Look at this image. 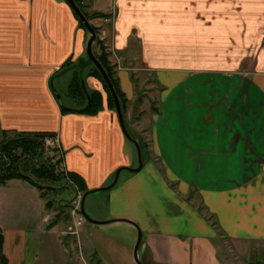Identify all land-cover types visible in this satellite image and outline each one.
<instances>
[{"label":"crops","instance_id":"1","mask_svg":"<svg viewBox=\"0 0 264 264\" xmlns=\"http://www.w3.org/2000/svg\"><path fill=\"white\" fill-rule=\"evenodd\" d=\"M81 1L107 16L93 24L126 99L127 129L147 146L143 169L122 172L102 198L100 220L140 227L143 264H264V0ZM89 38L66 0H0V131L55 133L66 171L92 191L136 168L138 156L91 66L87 89L103 97L96 115L63 113L53 92L78 106L68 97L74 71L61 73L86 58ZM148 77L156 84L146 86ZM37 206L47 227L36 187L12 180L0 188L8 264L38 261L30 252ZM88 224L80 243L106 264L96 248L117 255L114 244ZM123 224V257L136 264L138 232ZM57 228L44 236L60 255Z\"/></svg>","mask_w":264,"mask_h":264},{"label":"trees","instance_id":"2","mask_svg":"<svg viewBox=\"0 0 264 264\" xmlns=\"http://www.w3.org/2000/svg\"><path fill=\"white\" fill-rule=\"evenodd\" d=\"M75 2L89 21L97 16L98 18H107V16L87 12L81 0H75ZM74 15L80 26L88 33L85 26L81 23L75 13ZM92 26L98 34V28L93 24ZM97 47L98 50L95 51V48ZM93 52L112 81L119 96L122 111L125 114L126 99L121 91L116 69L109 61L105 47L99 39L96 40V43L93 46ZM88 65L91 66L88 75L96 78L102 83L108 97L109 107L116 111L113 97L102 75L86 56V58L81 60L78 64L68 62L63 67V72L69 70L74 71V78L68 89V97L78 104L77 107H68L63 103V106H61L63 113L96 115L102 110V94L97 91L90 92L87 89L85 71ZM83 84L86 86V91L83 88ZM87 96H90V102L88 101ZM0 134L3 136L2 141H0V188L6 186L12 180L27 181L40 191L41 197L45 201V208L48 211L54 208V204L56 203L55 197L61 196L64 191L72 190L76 195L88 192L84 180L79 175L69 171L65 172L60 170L61 163L64 162V157L63 159H58L56 155L57 150L54 149L51 151L46 145L47 140L57 138L55 133H17L10 135L7 132L0 131ZM140 145L145 161L147 146L141 141ZM62 206L63 205H61V207ZM63 207L68 206L64 205ZM58 224L59 218L57 217L54 218L46 228L47 230H50ZM3 247L4 235L0 229V264H8V260L3 252Z\"/></svg>","mask_w":264,"mask_h":264},{"label":"rangeland","instance_id":"3","mask_svg":"<svg viewBox=\"0 0 264 264\" xmlns=\"http://www.w3.org/2000/svg\"><path fill=\"white\" fill-rule=\"evenodd\" d=\"M93 20L90 21L91 24H93ZM101 34V30L98 29L97 39L100 40ZM243 36L244 40L249 37V35L247 34H244ZM155 84L156 83L154 79L152 77H148V84L146 86H153ZM2 139L3 136L0 134V141H2ZM48 147L51 151L56 149V155L58 159H63V152L58 143H56V145ZM138 166L139 165L137 164L136 168H138ZM60 170L67 172L63 163H61ZM123 172L126 173V171ZM108 192L109 191H102L91 194L87 197L88 200L86 199L85 202V210L92 220L99 222L111 221L100 220L103 214L105 215L107 210V207L104 205L105 203L102 198L105 197ZM83 195L84 194L82 193L76 195L72 190L64 191L61 196L55 197L56 203L54 204V208L50 211L47 210V212L51 215L49 223L54 220V218H59L57 229H59L62 244H59V246L56 243V247H58L59 250L61 249L60 255H55V241L52 242L50 239L48 241L45 240L47 239L44 236L46 227L41 221V216L43 217L42 214L45 212L43 210L40 211L38 206L32 211V213L30 212V221H34L30 226V252L31 255L36 252L40 254L38 261L32 264H63L64 260L66 264H103L101 258L95 251L84 247V245L80 243L83 235L82 232L84 230L79 227L77 228L76 222H81L84 226L89 224L81 216L80 213L74 215L72 211L76 206L78 208L81 207V199ZM91 204H93L92 208L90 206ZM61 205H67L68 207H61ZM122 225L124 224L121 223L117 225H104L100 227V229H103L106 232L105 237L107 238V240L114 244V249H116L117 253V255H114L113 253H111V251H109V248L105 243V245L103 243H100L98 248L96 249L101 255H103V260L106 264H127V260L123 257V255L125 253L124 251L128 241V237L126 236L125 231L119 230L120 228H116L117 226L123 227ZM71 227L73 228V232L70 231ZM50 230H47L46 228V231ZM75 232H78L79 234H76ZM63 248L66 249L65 255L63 254ZM30 262L32 261L30 260Z\"/></svg>","mask_w":264,"mask_h":264},{"label":"water","instance_id":"4","mask_svg":"<svg viewBox=\"0 0 264 264\" xmlns=\"http://www.w3.org/2000/svg\"><path fill=\"white\" fill-rule=\"evenodd\" d=\"M66 1L69 4V6L72 8V10L74 11L76 16L79 18L81 23L85 26L88 33L90 34V38L88 40L87 48H86L87 58L98 69V71L102 75V77H103L112 97H113L116 113L118 116V120H119L121 129H122V132H123L124 136L126 137V139L135 146L136 151H137V156H138V165H139L138 168H136V169H132V168H120V169H118L115 173L113 182L109 186L103 187L100 189H96V190H92V191H88L87 193H85L81 199V207H80L79 213L86 220V222L97 225V226L111 225V224H116V223H128V224L133 225L138 232V237H137V241H136V244L134 247V252H133L134 261L136 264H143L142 261L139 259V256H138V251H139V247H140V244L142 241V236H143L142 231L138 225H136L130 221H126V220H111V221H106V222L94 221L89 217V215L87 214V212L85 210V202H86V199L89 195L95 194L98 192H102V191L112 190L117 185V183L120 179V175L123 171L129 172L132 174L139 173L144 167V158H143V153H142V148H141L140 143L130 135V133L127 129L126 122H125V116H124V113L122 111L121 102H120L119 96L116 92V89H115L112 81L110 80L106 70L104 69V67L102 66L100 61L96 58V56L93 52V46L97 40V33L94 30L91 22L86 18V16L82 12V10L79 8V6L75 2V0H66ZM65 72L66 71L62 72L61 74H64ZM83 88L86 91L85 84H83ZM52 89H53V92H54V94L58 100L59 105L63 106V99H62L61 95L58 93V91H56V89L54 87H52ZM87 98H88V101L90 102V96H87Z\"/></svg>","mask_w":264,"mask_h":264},{"label":"built area","instance_id":"5","mask_svg":"<svg viewBox=\"0 0 264 264\" xmlns=\"http://www.w3.org/2000/svg\"><path fill=\"white\" fill-rule=\"evenodd\" d=\"M59 71V69L57 70V72ZM56 143H58V139L57 138H55V139H53V140H47L46 141V145L47 146H53V145H56ZM58 145H59V143H58ZM79 211H80V207L78 208L77 206L73 209V214L74 215H77L78 213H79ZM76 227L78 228H81V229H84V225L81 223V222H76ZM70 231L71 232H73V228L71 227L70 228ZM76 234H79L78 232H75Z\"/></svg>","mask_w":264,"mask_h":264}]
</instances>
